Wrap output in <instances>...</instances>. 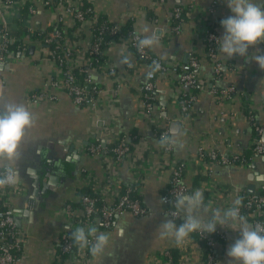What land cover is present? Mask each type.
<instances>
[{"label":"crops","instance_id":"0c3cea01","mask_svg":"<svg viewBox=\"0 0 264 264\" xmlns=\"http://www.w3.org/2000/svg\"><path fill=\"white\" fill-rule=\"evenodd\" d=\"M94 1L95 11L119 27L129 23V27L137 28L141 35L145 34L141 31L145 25L154 34L157 29H161L163 35L158 38L155 46L150 47L160 58L184 62L190 55H195L200 62L197 75L204 90L197 93L183 126V113L175 102V95L181 88L176 75L167 72L157 82L152 113L161 114V125H167L170 137L176 138L177 142L172 144L170 154L159 150L138 92V86L145 80L150 66L137 59L124 37V40L118 38L112 43L110 41L103 51L105 60L115 69V74L131 80L130 85L119 88L115 100L110 98V90L115 87L114 77L101 75L99 70L93 71L94 77L106 89L97 111L75 105L65 91H60L56 100L47 97L31 99V94L42 89L54 90L48 85V78L54 76V62L34 35L37 32H50L54 24V9L41 7L27 21L33 36L22 40L25 50H19L17 44L13 47L18 61L0 68V108L6 101H14L23 104L32 114V124L26 128L19 144L18 157L14 162L0 158V164H9L16 169L17 183L24 187L22 192L12 195L11 204L18 225L27 234L24 243L26 257L20 264H55L57 239L63 232L75 227L70 215L81 214L78 200L80 192L87 188L85 174L90 172L100 187L107 185L109 170L105 169L97 156L87 154L84 148L96 136L102 146L109 145L112 132L117 136H127L129 141L133 132L137 136L135 141H130L132 145L129 152L116 165L119 191H124V185H128L127 188L133 187L135 177L140 175L143 182L135 193L148 212L144 215L129 212L115 215L111 226L101 230L111 234L110 248L102 258L93 257L91 264H151L166 251L171 255L176 252L174 259L178 264H203L196 241L188 237L182 245L177 246L170 238L159 236L158 225L162 220L170 219L163 213L160 201V195L168 186L170 177L169 168L163 165L164 160L169 157L186 160L182 168V180L188 192L202 187L205 202L210 209L227 208L224 199L227 189L231 187L248 193L245 187L252 183L255 190L264 192V153L253 157L243 168L214 164L209 176L202 170L199 161L200 151L206 159L204 155L211 149L246 153L253 134L248 121L249 107L255 109L256 121L264 127V110L261 108L264 107V69L259 68L250 55L226 58L217 51L222 71L219 77L215 75L200 35L203 31L196 28L193 21H198L197 24L205 23L220 36L223 31L220 20L231 14L226 0H218L213 5V0H165L160 4L155 0ZM176 6L189 9V13L183 9L184 17L177 32L172 30V11ZM21 23L23 25L24 22ZM5 25L10 35L16 37L13 40L20 42L17 36L23 28H20L18 20L8 21ZM64 39L66 44L76 40L82 52L91 44L89 28H85L80 35L69 32ZM256 48L264 51V42L250 46L249 54ZM213 85H232L235 90L231 97H217L209 90ZM109 101H113L112 106L108 105ZM96 115L105 119L101 133H98L95 124ZM177 121L179 125L171 128V123ZM134 143L138 145L133 147ZM156 165L160 167L156 169ZM43 166L51 168L53 174L56 168L58 179L45 187V192L38 193V198L33 194L32 182L36 178L42 181ZM250 173L254 175L253 179L248 178ZM36 186L40 189L41 182ZM27 201L32 202L31 207L26 205ZM65 205L70 208L69 212H60ZM241 213L252 226L246 211ZM116 223L125 226L123 235L117 233ZM217 228L228 231L225 239L216 241L214 251L217 264H238L226 255L227 248L239 235L238 230L231 228H238V225L225 224ZM68 257L66 264H72L74 255Z\"/></svg>","mask_w":264,"mask_h":264},{"label":"built area","instance_id":"2783aa9c","mask_svg":"<svg viewBox=\"0 0 264 264\" xmlns=\"http://www.w3.org/2000/svg\"><path fill=\"white\" fill-rule=\"evenodd\" d=\"M164 1L155 0L159 4ZM217 1L213 0L212 5L217 3ZM94 2V0H0V68L1 66L10 65L18 61L14 50L9 47V43L15 41L16 39H13L16 37L10 35L5 24L8 21L14 20L24 22L23 30L17 36L21 40L17 43V48L24 51L25 43L22 40H28L33 36V31L27 21H30L32 16L41 10V7L54 9V24L52 29L48 34L38 38L39 42L44 45L43 49L46 50L45 52L54 62V76L48 78V85L54 88V90L42 89L34 95L31 94V99L35 100L40 97H47L50 100H56L58 93L65 91L75 105L97 111L99 101L106 88L94 77V70H99L101 75L105 74L107 77H114L115 87L110 90L111 100L116 99L118 90L122 85H130L131 80L129 78L123 79V76H117L115 69L106 60L99 65L93 63L95 55L100 49V36L97 35L98 33H94V29L97 26L100 33L104 29L103 24L99 23L100 16L94 9ZM84 4L86 5L84 6ZM183 9L181 6L174 7L172 17H179ZM184 12L189 13V9L185 8ZM75 21H78L79 24L70 30L72 35H80L85 28H89L90 31L91 44L83 52L78 47L76 40H73L70 44H66L64 39L66 34L62 32L67 27L74 25ZM181 21V19H177L175 24H172L173 31L177 32L179 30ZM197 22L193 21L194 26L202 30L206 37L205 51L212 61L215 75L219 77L222 71V64L217 57L218 41L216 40L219 36L212 27L206 26L202 22L197 24ZM118 28L119 25L112 24L111 34L116 33ZM155 34L159 38L163 35V32L161 29H157ZM140 35V31L137 28H131L129 37L127 38L128 44L135 47L140 58H143L144 62H147L150 66L149 71L146 72L145 80L138 86V92L141 97L142 107L149 117V124L152 127L154 139L159 150L170 154L173 150L172 144L161 145L159 143L164 136L170 137L168 126L161 125L160 120L162 116L160 113H152L156 84L167 72H172L176 75L181 88L175 95V102L183 113L181 124L183 122L182 125L185 126V118H187L186 116H188L192 108L197 93L204 90V85L197 75L200 62L193 54L184 62L164 60L150 51L148 47L137 46V39ZM118 38L124 40L122 39L123 36H119ZM110 41L111 43L112 41L114 42V40ZM110 41H108L107 45L110 44ZM51 42H54V50L48 46ZM153 61H158L160 64V68L154 72H152ZM75 68L84 73L82 79H79L77 74L74 73L73 70ZM150 72L152 73L151 75H149ZM209 90L217 97L228 98L231 97L235 89L232 85L225 87L213 85ZM112 102L109 101L107 103L109 106H112ZM261 108L264 110V107ZM254 110L252 106L248 110V121L253 133L252 142L247 147L249 155L211 149L208 151V159H205L200 151L199 159L201 160L199 161L202 170L208 176L211 174V167L214 164L243 168L250 163L253 157L264 153V141L261 136L263 126L256 121ZM104 120L103 117L96 115L95 124L98 128V133H101V126ZM109 138L112 140L111 143L115 144L113 147L102 146L98 141L99 137L96 136L95 140L84 148L87 154L98 157L105 165V169L109 170V175L107 177V185L100 187V185L96 184V178L90 172H85V184L87 188L91 189V193L79 195L78 203L81 207V214L76 216L70 215L71 219L74 220L73 224L75 227L94 224L101 231L111 226L115 215L126 212L133 215H144L148 212L147 207L142 203L140 198L132 196L130 193L132 190L136 191L142 184L143 178L140 175L135 177L133 187L119 191L118 168L116 165L129 152V144L132 145V143L128 140L127 136H117L113 132L109 135ZM136 145L138 144L134 143L133 147H136ZM186 163V160L179 161L171 157L164 160L163 165L170 170V187L165 193L160 195V201L163 205V213L170 217V219L182 218L183 215V213L175 210L173 201L177 194L188 192V188L182 180V168ZM9 167H11L9 164H0V174H3ZM159 167V165H156V169ZM23 188L17 181L14 184L0 185V264H20L26 257L24 243L27 239V234L18 225L14 208L11 205L12 195L22 192ZM226 194L224 204L227 208L233 206V201L238 198L240 200V212L246 211L252 226L264 232V192H260V194L242 193L237 190V187H231L227 189ZM26 205L31 207L32 202L27 201ZM69 210L70 208L65 205L60 209V212L68 213ZM226 230L216 228L214 234L221 239H225L228 235V231ZM70 232L71 230L63 232L56 241L57 244L54 249L55 264H66L69 259L68 256L71 255H74L72 264H91L93 257L88 252V249L80 248L74 244ZM202 236L205 238L203 244L196 241L201 251L202 263L217 264V255L214 251L216 240L206 234H202ZM189 238L194 240L191 234ZM151 264H178V262L166 251L154 259Z\"/></svg>","mask_w":264,"mask_h":264},{"label":"clouds","instance_id":"9594fccd","mask_svg":"<svg viewBox=\"0 0 264 264\" xmlns=\"http://www.w3.org/2000/svg\"><path fill=\"white\" fill-rule=\"evenodd\" d=\"M226 3L231 14L220 20L223 31L216 40L218 51L226 58L250 55L258 67L264 69V51L256 48L252 53L248 52L250 46L264 42V0H226ZM141 31L145 34L138 37V47H153L158 43L157 35L151 32L149 26L145 25ZM159 68V62L153 61L152 72ZM31 124L32 114L23 104L14 101L3 104L0 108V158L15 161L25 130ZM176 142L174 136H164L159 141L161 145ZM17 179L16 169L9 167L0 174V185L14 184ZM173 204L177 212L183 213L182 222L177 224L175 219L162 220L158 225L160 238H170L179 246L193 232L204 235L215 232L218 225L235 224L238 228L231 229L238 230L239 235L227 248L226 255L238 264H264V232L250 226L240 212L238 198L233 201V206L226 209H210L203 190L197 187L190 192L177 194ZM115 226L117 233L123 235L125 226L122 223ZM70 236L74 244L87 248L94 258L107 254L112 239L109 232L99 231L94 224L76 226Z\"/></svg>","mask_w":264,"mask_h":264},{"label":"trees","instance_id":"16d2710c","mask_svg":"<svg viewBox=\"0 0 264 264\" xmlns=\"http://www.w3.org/2000/svg\"><path fill=\"white\" fill-rule=\"evenodd\" d=\"M86 4H84V6H85ZM100 17H99V23H101V24H103V26H104V29L102 30V32L100 33V30H98V27L96 26L95 27V29H94V33L95 34H97L98 36H100L99 38H100V49H99V51L96 53V55H95V59L93 60V63L94 64H96V65H99V64H101L104 60H105V54H104V52H103V50H105V48H106V46H107V43H108V41H110V40H117L118 39V37L119 36H123L124 38H128L129 37V32H130V24L129 23H127L126 25H124V26H122V27H119L117 30H116V33H114V34H111V27H112V23L110 22V21H108V19H106V17H104L103 15H99ZM184 16H183V11L182 12H180V14H179V17H173V21H172V24H175V22H176V20L177 19H182ZM18 24H19V26H20V28L22 29L23 27H24V25H22V23H21V21H18ZM79 24V22L78 21H75V24L72 26V27H67L65 30H62V32L64 33V34H66V35H68V33L70 32V30L71 29H73L74 27H76V25H78ZM45 34H48V33H46V32H37V33H35L34 35L36 36V37H38V38H40L42 35H45ZM200 35L202 36V38H203V40H204V42H206V37H205V35H204V33L203 32H200ZM17 44V40H15V42H11V43H9V47L11 48V49H13V47H15V45ZM48 46L50 47V49H55L54 48V42H51L50 44H48ZM130 47L134 50V52H135V55H136V57H137V59L138 60H140V61H144V59L143 58H140V56L138 55V53H137V51H136V48L135 47H133L132 45H130ZM148 49L150 50V51H152L151 50V48L150 47H148ZM57 50V49H56ZM96 65H95V68H96ZM97 69V68H96ZM74 73L75 74H77V76L79 77V79H82L83 78V76H84V73L83 72H81V71H79L77 68H75L74 70ZM131 138H130V141L132 142V141H135V139L137 138V136L135 135V133L133 132L132 134H131V136H130ZM116 142V141H115ZM117 143V142H116ZM115 144L113 143H110L109 145H107L109 148L110 147H113ZM129 148L131 149V144H129ZM244 155H249V152L247 151ZM204 156H206V159H208V154L207 155H204ZM124 187V190L128 187V185H124L123 186ZM132 187V186H131ZM170 187V184H168V186L163 190V193H165L166 191H167V189ZM130 188V187H129ZM83 193H91V189L90 188H84L81 192H80V195L81 194H83ZM130 193H131V195L132 196H137L136 195V193H135V190H132V191H130ZM176 220V223L177 224H179V223H181L182 222V218L181 217H178V218H176L175 219ZM206 235H209V236H211L213 239H215L216 241H222V239L221 238H219V237H217L215 234H214V232L213 233H209V234H206ZM191 236L193 237V239L195 240V241H198L199 243H204V241H205V238L202 236V234L201 233H199V232H193V233H191ZM73 251H74V249H73ZM73 251H71V252H73ZM70 252V253H71ZM169 252V251H168ZM170 253V252H169ZM170 255H171V253H170ZM177 256V254H176V252H172V255H171V257L172 258H175Z\"/></svg>","mask_w":264,"mask_h":264},{"label":"water","instance_id":"95a60500","mask_svg":"<svg viewBox=\"0 0 264 264\" xmlns=\"http://www.w3.org/2000/svg\"><path fill=\"white\" fill-rule=\"evenodd\" d=\"M2 67V66H1ZM162 105H164V103H162ZM179 124H178V121L177 122H173V123H171V128H173L174 126L176 127V126H178ZM175 130V129H174ZM261 136H262V139H263V141H264V127H263V130H262V134H261ZM43 170H44V175L42 176V181H40V180H38L37 178L32 182V185H33V189H32V191H33V194H35V195H39L38 193H41V192H45L46 190L44 189L45 187H49V184H52L53 182H55V180L56 179H58V175L55 173V171H56V168H55V171H54V174L51 172V168H49V167H45V166H43ZM57 172V171H56ZM248 178L249 179H253L254 178V175L252 174V173H250L249 175H248ZM17 182H18V179H17ZM38 182H41V188L40 189H38V188H36L37 186V183ZM245 189H246V191L248 192V193H255V194H260V192L261 191H259V190H255L254 189V185L251 183V184H248V185H246V187H245ZM263 189H264V187H263ZM36 196V197H37ZM38 198H39V196H38Z\"/></svg>","mask_w":264,"mask_h":264}]
</instances>
